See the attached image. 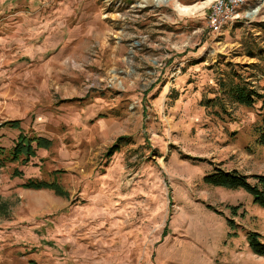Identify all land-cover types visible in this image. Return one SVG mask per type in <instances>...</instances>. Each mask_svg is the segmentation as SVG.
Segmentation results:
<instances>
[{
    "label": "rangeland",
    "instance_id": "374dc122",
    "mask_svg": "<svg viewBox=\"0 0 264 264\" xmlns=\"http://www.w3.org/2000/svg\"><path fill=\"white\" fill-rule=\"evenodd\" d=\"M214 1L0 0V145L51 141L0 167V264H264V208L205 180L264 175V99L218 83L264 94V0Z\"/></svg>",
    "mask_w": 264,
    "mask_h": 264
},
{
    "label": "trees",
    "instance_id": "16d2710c",
    "mask_svg": "<svg viewBox=\"0 0 264 264\" xmlns=\"http://www.w3.org/2000/svg\"><path fill=\"white\" fill-rule=\"evenodd\" d=\"M218 83L220 85V92L223 95L228 96L232 102H237L245 106H253L259 100L264 99V94L259 93L250 87V83L244 81L240 75L236 74V72L228 73L226 77L218 79ZM260 114L261 120L255 126V132L257 135L256 141L259 145L264 146V113L261 112ZM7 124L13 128H18V126H20V121L12 120ZM33 142L36 143V149L40 147H48L51 144L50 139L46 137H38L36 135L29 137L21 132L10 150H7L0 145V167L8 160L13 161L16 160V158H20L23 153H25L26 156H33L36 153ZM116 146L117 145H114L112 148H117ZM215 170L216 171L205 179L209 184L234 189H243L251 193L255 202L264 208V175H247L237 170L227 171L219 167L215 168ZM251 179H254L255 182L253 183ZM27 184L29 187L53 188L63 193V189L59 186L52 185L51 183L36 182L32 180ZM248 238L252 249L256 253L264 255V242L260 240L259 234L256 232H250Z\"/></svg>",
    "mask_w": 264,
    "mask_h": 264
},
{
    "label": "built area",
    "instance_id": "2783aa9c",
    "mask_svg": "<svg viewBox=\"0 0 264 264\" xmlns=\"http://www.w3.org/2000/svg\"><path fill=\"white\" fill-rule=\"evenodd\" d=\"M242 0H215L208 15V24L216 32L224 29L225 25L237 19V6Z\"/></svg>",
    "mask_w": 264,
    "mask_h": 264
},
{
    "label": "bare ground",
    "instance_id": "6f19581e",
    "mask_svg": "<svg viewBox=\"0 0 264 264\" xmlns=\"http://www.w3.org/2000/svg\"><path fill=\"white\" fill-rule=\"evenodd\" d=\"M257 12H258V9L253 12L252 16L256 15Z\"/></svg>",
    "mask_w": 264,
    "mask_h": 264
}]
</instances>
